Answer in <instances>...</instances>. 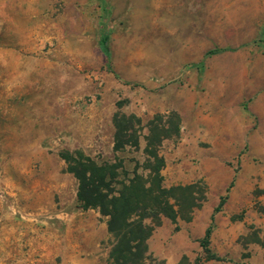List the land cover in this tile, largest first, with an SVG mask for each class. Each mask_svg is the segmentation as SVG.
<instances>
[{"label": "rangeland", "instance_id": "1", "mask_svg": "<svg viewBox=\"0 0 264 264\" xmlns=\"http://www.w3.org/2000/svg\"><path fill=\"white\" fill-rule=\"evenodd\" d=\"M262 35L264 0H0V264H111L106 218L81 208L61 153L142 163L113 152L117 111L141 119V149L154 116L176 112L179 135L159 148L163 185L203 197L191 213L174 207L175 223L161 218L144 264H260L264 149L209 148L186 129L237 109L207 99L248 75ZM222 197L209 248L224 260L204 261Z\"/></svg>", "mask_w": 264, "mask_h": 264}, {"label": "trees", "instance_id": "2", "mask_svg": "<svg viewBox=\"0 0 264 264\" xmlns=\"http://www.w3.org/2000/svg\"><path fill=\"white\" fill-rule=\"evenodd\" d=\"M263 37L261 43L264 47ZM103 52L107 65H110L107 45L103 46ZM112 125L113 152L122 153L126 149L141 152L142 163L132 160L134 165L129 170L125 160L118 156L111 162H96L78 151L63 152L61 158L77 181V200L81 208L95 209L106 218L107 231L112 238L111 264H144L151 258L148 239L160 226L161 218L175 223L177 212L174 207L177 206L179 213L185 210L191 213L203 197L197 199L193 196L194 185L170 188L163 185L161 171L165 160L159 148L163 140L179 135L181 119L176 112L154 116L143 149L140 147L143 130L140 118L117 111L112 117ZM225 200L226 197H222L214 208L211 222L200 241L204 261L224 260L211 252L209 244L214 215L220 212ZM256 240L264 250V240ZM197 264L201 262L198 260Z\"/></svg>", "mask_w": 264, "mask_h": 264}, {"label": "crops", "instance_id": "3", "mask_svg": "<svg viewBox=\"0 0 264 264\" xmlns=\"http://www.w3.org/2000/svg\"><path fill=\"white\" fill-rule=\"evenodd\" d=\"M257 47L260 50L248 63V75H233L229 79L222 102L215 97L207 99L211 107L237 109L196 115L192 122L201 123L202 128L188 126L186 137L189 141L203 142L209 148L264 149V47L262 43ZM260 264H264V257Z\"/></svg>", "mask_w": 264, "mask_h": 264}, {"label": "bare ground", "instance_id": "4", "mask_svg": "<svg viewBox=\"0 0 264 264\" xmlns=\"http://www.w3.org/2000/svg\"><path fill=\"white\" fill-rule=\"evenodd\" d=\"M231 98V97H230Z\"/></svg>", "mask_w": 264, "mask_h": 264}]
</instances>
